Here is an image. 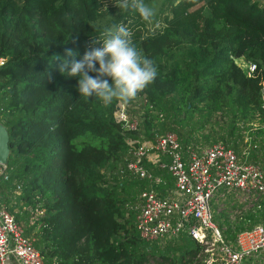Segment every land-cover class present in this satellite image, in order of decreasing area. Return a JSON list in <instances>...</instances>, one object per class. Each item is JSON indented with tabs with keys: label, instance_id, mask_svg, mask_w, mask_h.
Masks as SVG:
<instances>
[{
	"label": "trees",
	"instance_id": "16d2710c",
	"mask_svg": "<svg viewBox=\"0 0 264 264\" xmlns=\"http://www.w3.org/2000/svg\"><path fill=\"white\" fill-rule=\"evenodd\" d=\"M123 2L0 0V121L8 147L0 200L43 264L203 263V245L185 232L139 236L136 203L145 181L123 170L127 137L171 130L183 150L220 141L240 156L245 147L246 160L264 174V3L156 0L149 31ZM120 24L157 67L154 82L126 104L135 130L114 119L118 102L85 100L77 78L58 72L63 61L102 47L103 28ZM236 58L253 69L247 73ZM212 215L232 242L238 230L264 225V195L244 215Z\"/></svg>",
	"mask_w": 264,
	"mask_h": 264
},
{
	"label": "built area",
	"instance_id": "2783aa9c",
	"mask_svg": "<svg viewBox=\"0 0 264 264\" xmlns=\"http://www.w3.org/2000/svg\"><path fill=\"white\" fill-rule=\"evenodd\" d=\"M0 60L4 61L3 57ZM250 72L254 64L246 63ZM264 96V83H262ZM264 107V106H263ZM113 117L122 127L135 130L137 119L117 103ZM124 171L138 178L148 179L149 186L139 192L140 203L135 227L144 240L173 239L185 232L203 245V252H217L205 260L206 264H264V225L253 224L235 233L226 242L212 218L211 203L227 193L257 199L264 194V174L258 163L240 158L220 141L204 146L182 149L175 132H154L150 138H126ZM162 155L164 158H162ZM145 161L167 170L173 179V189L158 195L154 184L160 176L151 173ZM0 173L7 177L5 165ZM18 193V186L15 190ZM43 264L32 239L23 233L22 226L0 200V264Z\"/></svg>",
	"mask_w": 264,
	"mask_h": 264
},
{
	"label": "clouds",
	"instance_id": "9594fccd",
	"mask_svg": "<svg viewBox=\"0 0 264 264\" xmlns=\"http://www.w3.org/2000/svg\"><path fill=\"white\" fill-rule=\"evenodd\" d=\"M178 4L179 0H175L173 6ZM118 6L122 9L131 7L144 22L150 23L156 14L145 0H130V3L125 0ZM102 37V47L86 50L79 60L63 61L58 72L69 78H77V91L85 100L96 98L105 106L114 101L126 105L154 82L157 67L151 59L141 54L133 42V33L123 24L103 28ZM66 54L69 57L74 55L70 49ZM3 64L4 61L0 60V66Z\"/></svg>",
	"mask_w": 264,
	"mask_h": 264
},
{
	"label": "rangeland",
	"instance_id": "374dc122",
	"mask_svg": "<svg viewBox=\"0 0 264 264\" xmlns=\"http://www.w3.org/2000/svg\"><path fill=\"white\" fill-rule=\"evenodd\" d=\"M259 2L264 3V0H259ZM146 4H149V6L153 7L155 12L157 10V6H156V0H148L145 1ZM144 22V21H143ZM155 23H157V21L153 20L149 23V22H144V25L147 27V30L152 31L154 28H156ZM238 61V63L240 64L242 61L239 60V58H236ZM241 66H245L243 64H240ZM246 70H248V68L246 67ZM262 83H264V80H262ZM263 99V106H264V96H262ZM264 112V110H263ZM134 117V116H132ZM135 118V117H134ZM246 133L244 132L243 135V140L245 138ZM248 135V134H247ZM249 138V136L247 137V139ZM250 139V138H249ZM16 193V192H15ZM219 199H216L214 204H213V213L214 216L216 217L218 215L219 212H224L230 219H233L235 217V215H244V213H246L247 211H251L255 204L257 203V201L260 199V197H258L257 199H255L254 197H249V198H245L242 195H233V197H229L226 199H220L221 197H218ZM213 253L211 252H207L204 256H203V261H205L206 259H209L210 257H214L215 255L217 256V252L215 250H213Z\"/></svg>",
	"mask_w": 264,
	"mask_h": 264
},
{
	"label": "crops",
	"instance_id": "0c3cea01",
	"mask_svg": "<svg viewBox=\"0 0 264 264\" xmlns=\"http://www.w3.org/2000/svg\"><path fill=\"white\" fill-rule=\"evenodd\" d=\"M240 60V59H239ZM247 137H248V135L246 134L245 135V138H244V141L245 140H247ZM248 141V140H247ZM127 147V146H126ZM127 150V149H126ZM246 148L244 147L242 150H241V155L239 156L240 158H244L245 160H246ZM162 158H164V156L162 155ZM248 161V160H247ZM145 165H146V167L148 168V170L151 172V173H153V174H155V175H158V176H160V181L158 182V183H156V184H154V189H155V191H156V193L158 194V195H167L168 193H169V191L170 190H172L173 189V179H172V177L169 175V173L167 172V170L166 169H164V168H159L158 166H157V164L156 163H152V162H150V161H145ZM123 168H124V166H123ZM154 168V169H153ZM158 170H157V169ZM124 170V169H123ZM153 170H157V172H155V171H153ZM126 172V171H125ZM126 174H129V175H131L130 173H128V172H126ZM131 176H133V175H131ZM165 176L166 177H168L169 179H167V178H165ZM133 177H136V176H133ZM136 178H138V177H136ZM139 179H144V178H139ZM144 181H145V185H144V187H142L141 189H143V188H146V187H148L149 186V181H148V179H144ZM140 189V190H141ZM140 190H139V192H140ZM139 192H138V195H137V200H138V202L136 203V207H137V211H138V205H139V203H140V197H139ZM233 195L234 194H232V193H227V194H225L224 195V199H226V198H229V197H233ZM264 194H262L261 196H260V199L262 198V196H263ZM218 197H220V196H217L215 199H213V201H212V203H211V209H212V212H213V204H214V202H215V200L216 199H219ZM223 198H220V199H223ZM259 199V200H260ZM259 200L257 201V203L255 204V205H257L258 206V202H259ZM212 218H213V215H212ZM215 223V222H214ZM258 223H260V222H258ZM252 226V225H251ZM156 240H159V239H156ZM206 253H204V255H205ZM203 255V256H204ZM203 261V260H202ZM216 264V262H212V263H209V264ZM9 264H18L16 261H11ZM202 264H206L205 263V261H203V263Z\"/></svg>",
	"mask_w": 264,
	"mask_h": 264
},
{
	"label": "water",
	"instance_id": "95a60500",
	"mask_svg": "<svg viewBox=\"0 0 264 264\" xmlns=\"http://www.w3.org/2000/svg\"><path fill=\"white\" fill-rule=\"evenodd\" d=\"M8 153L6 128L0 121V163L5 165Z\"/></svg>",
	"mask_w": 264,
	"mask_h": 264
}]
</instances>
